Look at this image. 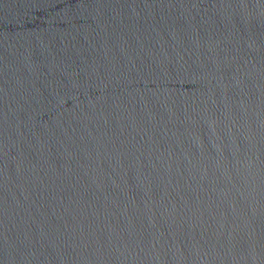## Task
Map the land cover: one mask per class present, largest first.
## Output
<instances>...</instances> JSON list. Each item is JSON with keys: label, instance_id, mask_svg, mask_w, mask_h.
<instances>
[{"label": "water", "instance_id": "water-1", "mask_svg": "<svg viewBox=\"0 0 264 264\" xmlns=\"http://www.w3.org/2000/svg\"><path fill=\"white\" fill-rule=\"evenodd\" d=\"M0 264H264V0H0Z\"/></svg>", "mask_w": 264, "mask_h": 264}]
</instances>
